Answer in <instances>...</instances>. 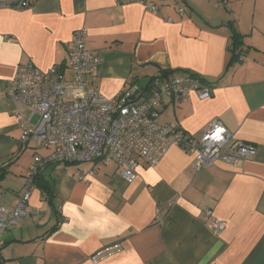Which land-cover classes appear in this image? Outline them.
I'll return each instance as SVG.
<instances>
[{
    "label": "crops",
    "instance_id": "obj_1",
    "mask_svg": "<svg viewBox=\"0 0 264 264\" xmlns=\"http://www.w3.org/2000/svg\"><path fill=\"white\" fill-rule=\"evenodd\" d=\"M17 1L0 0V96L21 65H65L74 31L85 27L88 47L102 58L88 78L95 89L113 97L130 86L147 88L163 70L195 73L213 86L212 96L165 98L160 121L200 137L219 120L257 153L238 165L192 172L193 156L173 146L156 166L140 160L132 183L115 164L46 167L60 225L45 236L59 218L35 185L31 214L5 234L0 264H264V0H231L228 7L217 0H145L157 12L140 0L11 5ZM235 34L245 61L227 69ZM14 109L7 96L0 99V168L8 170L0 204L11 209L34 156L49 152L22 143ZM8 174L15 179L6 180ZM207 209L227 222L223 231L209 225Z\"/></svg>",
    "mask_w": 264,
    "mask_h": 264
},
{
    "label": "built area",
    "instance_id": "obj_2",
    "mask_svg": "<svg viewBox=\"0 0 264 264\" xmlns=\"http://www.w3.org/2000/svg\"><path fill=\"white\" fill-rule=\"evenodd\" d=\"M121 3L123 0H116ZM226 4L227 0H219ZM140 3L151 12L159 6L145 0ZM31 0L11 3L27 7ZM184 6L178 7L183 15ZM168 21H173L168 17ZM238 62H244L242 48L235 52ZM102 58L88 47V30L79 28L73 33L72 45L65 65L41 69L33 63L21 65L7 86L5 95L14 104V115L22 130L24 145L32 142L49 152L36 154L26 172V185L15 208L0 204V252L5 234L21 219L30 216L29 200L39 173L51 165L89 163L115 164L118 173L129 183L138 176L140 160L156 166L173 146L193 156L192 172H199L218 163L238 165L253 158L256 148L234 136L221 121L213 120L200 137H193L176 122L162 123L160 109L164 99L188 101L193 94L199 99L212 96L213 86L202 76L188 71H175L156 80L150 88L130 86L113 97L95 89L89 76H95ZM93 168L90 174H94ZM78 179L86 176L78 172ZM207 222L216 232L227 222L216 217L213 209L205 211ZM157 220L162 212L157 210ZM106 248L93 257L118 249Z\"/></svg>",
    "mask_w": 264,
    "mask_h": 264
},
{
    "label": "trees",
    "instance_id": "obj_3",
    "mask_svg": "<svg viewBox=\"0 0 264 264\" xmlns=\"http://www.w3.org/2000/svg\"><path fill=\"white\" fill-rule=\"evenodd\" d=\"M217 1H219V0H217ZM219 2H220V1H219ZM230 2H231V0H227V3H226V4H224V3H222V2H221V3L224 4L226 7H228ZM76 30H77V29H76ZM240 44H241L240 36L237 35V34L233 35V43L231 44V57H230V59H229L228 65H227V69H228V68H231L236 62H238V56H237V54H236L235 52H236V50H237L238 48L241 47ZM241 48H242V47H241ZM242 50H243V49H242ZM242 55L244 56L243 53H242ZM244 57H245V56H244ZM175 71H177V70H163V71L161 72V75H160V76H158V77L152 79V80L149 82V84H148V86H147L146 89L150 88L151 84H152L156 79L164 78V77L170 75L171 73H173V72H175ZM143 89H145V88H143ZM54 166H56V164H55V165L48 166V168H49V167H50V168H53ZM46 170H47V169H45L44 171H41V172L39 173V175L36 177L35 185L39 186V187L42 189V192L44 193V195L46 196V198H48V199L50 200V202H51V204H52V206H53V209L55 210V212H56V214H57V213H59V212H58L57 206H56V205L54 204V202H53V195H52V191H51V187H50V181H51L52 173H50V174L48 173V175H47V174H46ZM7 172H8L7 167H2V168H0V181H2V180L5 178V176L7 175ZM14 208H15V207H14ZM57 215H58V214H57ZM58 218H59V221H57V223H56L55 225H53V227H51L50 230H48V232L46 233L45 236L51 234L55 229L58 228V226L60 225V219H61V218H60V215H58Z\"/></svg>",
    "mask_w": 264,
    "mask_h": 264
},
{
    "label": "rangeland",
    "instance_id": "obj_4",
    "mask_svg": "<svg viewBox=\"0 0 264 264\" xmlns=\"http://www.w3.org/2000/svg\"><path fill=\"white\" fill-rule=\"evenodd\" d=\"M151 80V79H150ZM149 80V81H150ZM156 82H157V84H160V82H161V80H156ZM146 85H147V83H145ZM32 144H34V142H32ZM34 146H36L35 144H34ZM31 151H32V149L31 148H29L27 151H26V156L27 155H29V153H31ZM14 170V172L16 171V169H13ZM26 175V174H25ZM26 177V176H25ZM10 179H15L13 176H12V174H8V176H7V178H6V180H10Z\"/></svg>",
    "mask_w": 264,
    "mask_h": 264
}]
</instances>
